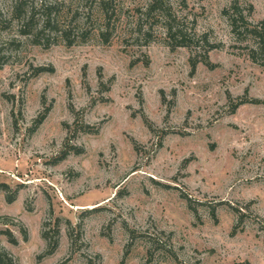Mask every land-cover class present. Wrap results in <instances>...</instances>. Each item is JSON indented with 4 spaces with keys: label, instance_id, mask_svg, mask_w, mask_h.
<instances>
[{
    "label": "rangeland",
    "instance_id": "obj_1",
    "mask_svg": "<svg viewBox=\"0 0 264 264\" xmlns=\"http://www.w3.org/2000/svg\"><path fill=\"white\" fill-rule=\"evenodd\" d=\"M187 1L179 15L207 34L195 47L167 45L160 26L135 38L123 17L102 36L82 13L73 23L78 0L61 8L71 38L34 39L17 19L0 30V252L12 264H264V65L234 39L231 0ZM240 1L264 21V0ZM142 232L173 253L150 256Z\"/></svg>",
    "mask_w": 264,
    "mask_h": 264
},
{
    "label": "trees",
    "instance_id": "obj_2",
    "mask_svg": "<svg viewBox=\"0 0 264 264\" xmlns=\"http://www.w3.org/2000/svg\"><path fill=\"white\" fill-rule=\"evenodd\" d=\"M77 12L71 15L73 23L77 20V15L83 14L86 21H97L99 23V34L108 36L110 31L123 17L127 22L129 32H134L135 38H148L154 36V28L160 26L163 30V40L167 45L173 47L199 46L198 41L207 42V34L197 33L194 19L179 15V12L186 9L187 0H78ZM9 10L4 13L0 8V30L11 26L14 19L18 20V27L22 34L31 32L34 39L49 41L52 36H57L59 32L67 38H71V29L66 27L64 31L61 27V19L68 16L61 8L77 5L75 0H40L41 10L44 16L41 22H34V13L30 9L34 7L36 0H11ZM31 5L28 9V5ZM26 8V10H25ZM253 4L244 3L240 0H231L223 9L230 30L234 39L238 42L246 41L245 48L247 55L253 62L264 65V21L254 22L250 18ZM30 12V13H29ZM96 22V23H97ZM72 23V24H73ZM34 30V31H33ZM19 39H10L7 44H17ZM9 44V45H10ZM208 49L220 46L221 43L206 44ZM243 48V47H241ZM206 50V49H205ZM207 51V50H206ZM6 56L0 50V64H3ZM130 242L133 244L140 235L136 229H128ZM150 235V247L148 253L153 256L156 250L164 249L173 253L168 237L163 233L148 232L141 233ZM128 246V248H129ZM0 264H12L0 252Z\"/></svg>",
    "mask_w": 264,
    "mask_h": 264
}]
</instances>
